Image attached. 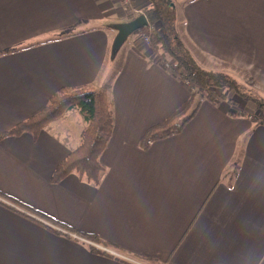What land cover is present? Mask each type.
Masks as SVG:
<instances>
[{
  "label": "crops",
  "instance_id": "obj_1",
  "mask_svg": "<svg viewBox=\"0 0 264 264\" xmlns=\"http://www.w3.org/2000/svg\"><path fill=\"white\" fill-rule=\"evenodd\" d=\"M111 6L0 0V193L75 231L0 198V264H264L263 121L242 116L245 104L205 99L181 134L144 150L146 132L192 91L147 44L128 38L114 52ZM179 11V36L201 67L224 64L264 89V0H185ZM78 88L106 90L112 103L98 186L75 174L51 183L80 146L87 125L78 110L37 138L5 136Z\"/></svg>",
  "mask_w": 264,
  "mask_h": 264
},
{
  "label": "trees",
  "instance_id": "obj_2",
  "mask_svg": "<svg viewBox=\"0 0 264 264\" xmlns=\"http://www.w3.org/2000/svg\"><path fill=\"white\" fill-rule=\"evenodd\" d=\"M143 1L146 6V17L150 21L149 23L155 27L150 38V43L147 45L154 51H159L161 57L166 62H168L167 60L171 61L172 65H170L172 67L170 71L185 84H190L192 90L196 91V94H192L183 106L163 122L151 127L143 137L141 147L147 150L158 141L181 134L186 126L196 117L203 100H218L217 90H227L228 95L224 96L221 94L220 99L227 100L232 104H240L238 99L234 97H238L239 99L245 97L247 98L246 100L257 105L263 113V119L260 120L264 123L263 94L259 93L258 90L246 89L245 86L237 81L238 78L234 75L209 71L198 64L189 48L180 38L177 23H175L170 15L171 13H169V10L172 8L171 0ZM136 33L147 36L148 27L146 26ZM140 42L146 44L143 40ZM113 50L114 52L118 50L115 48V43ZM72 110L79 111L87 127L81 135L80 146L58 165L51 183L60 184L67 177L75 174L81 180L98 186L102 176L106 172V169L101 164V156L106 150L114 132L112 103L106 90L88 88L62 89L50 98L47 106L41 112L19 123L5 136L18 137L24 134H31L34 138H37L46 126ZM241 115L244 117L250 116L246 112ZM0 198L21 209L22 213H20L23 216L33 219L38 223H52L69 234L75 232L73 229L34 211L29 206L13 198L1 193ZM24 211L28 214L23 213ZM39 219H42L41 221L43 222ZM53 231L56 232L54 229ZM83 238L96 244H101V241L94 236L84 235Z\"/></svg>",
  "mask_w": 264,
  "mask_h": 264
},
{
  "label": "rangeland",
  "instance_id": "obj_3",
  "mask_svg": "<svg viewBox=\"0 0 264 264\" xmlns=\"http://www.w3.org/2000/svg\"><path fill=\"white\" fill-rule=\"evenodd\" d=\"M183 1H185V0H171L170 3L172 4L171 5L172 8L171 9L169 8L171 10V11L169 10V13H171L170 15H171L172 19L175 21V23H177V26H178L177 28H178V31L181 33V35H183V23L184 22H183V18L180 14V11H179V4H180V2H183ZM111 2H112V6H111L112 10L111 11H113V12H115V14H117V15L119 14V15L116 16V18L114 20H110V18H108V21L106 22V20H105V23H106V26H108V27L117 26V30H118V26L124 25L127 23H131V22L137 20L139 17H142V15H138V16L134 15L133 11L135 10L136 12H139L145 8L144 7L145 3L143 0L142 1L140 0L139 2H138V0H130V2H128V3L125 2L124 0H111ZM176 6H178V7H176ZM138 36H139V34L134 33L129 37L128 40L131 42V41L136 39L137 42L139 43L141 40H143V38L141 36L140 39H137ZM144 36L145 35L143 34V37ZM184 43L187 45L188 48H191V45H190L189 41L186 40V38L184 40ZM155 58H156L155 61L157 63L164 64L162 66L165 69H169V70L171 69V67H172L171 61L167 60L169 62L168 63L165 60H162L161 57H159V56H155ZM215 63L216 62H214V64L212 65V71H214V72L215 71L218 73H220V72H224V73L234 72V71H231V69L224 64L216 63V66H215ZM208 65L209 64H207V62H205V67H208ZM241 75L244 78L237 77L238 78L237 81L240 84L245 86L246 89L251 88L253 90H258L259 93H261L263 91V93H261V94L264 95V89L259 88V87H255L254 85L250 84V82L248 80L249 78L247 76H245L244 74H241ZM245 84H247V85H245ZM188 86H189L190 90L192 91V94H196V91L192 90V86L190 84H188ZM227 93H228L227 90H217L216 94H217L218 100L220 99L221 94L226 96V95H228ZM234 98H237L238 101L240 102V104L246 105L249 115L252 116L254 120L260 121V119H263V117H262L263 113L259 110L257 105L252 104L251 102L246 100L247 98H245V97H243L241 99H239L238 97H234ZM220 100H222V99H220Z\"/></svg>",
  "mask_w": 264,
  "mask_h": 264
},
{
  "label": "water",
  "instance_id": "obj_4",
  "mask_svg": "<svg viewBox=\"0 0 264 264\" xmlns=\"http://www.w3.org/2000/svg\"><path fill=\"white\" fill-rule=\"evenodd\" d=\"M148 23L147 18L142 16L131 23L118 26L119 34L115 40V48L120 49L132 34L148 26Z\"/></svg>",
  "mask_w": 264,
  "mask_h": 264
},
{
  "label": "built area",
  "instance_id": "obj_5",
  "mask_svg": "<svg viewBox=\"0 0 264 264\" xmlns=\"http://www.w3.org/2000/svg\"><path fill=\"white\" fill-rule=\"evenodd\" d=\"M125 2H130V0H124ZM133 14L134 15H142V16H145L146 17V14H145V9L139 11V12H136L135 10L133 11ZM147 18V17H146ZM148 20V19H147ZM149 22V21H148ZM148 35L147 36H144L142 37L143 38V41L146 43V44H149L150 43V38H151V35L153 34V31L155 29L154 25L148 23ZM145 39V40H144ZM75 239H78L77 237H75ZM101 250H105L107 251L108 253H112L113 255L115 256H118V254L114 253L113 251L111 250H108V249H104L103 247H99ZM119 257V256H118Z\"/></svg>",
  "mask_w": 264,
  "mask_h": 264
}]
</instances>
